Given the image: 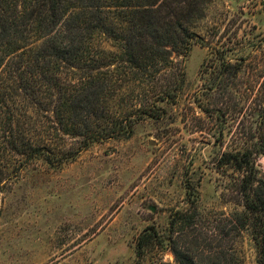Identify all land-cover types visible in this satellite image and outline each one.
Wrapping results in <instances>:
<instances>
[{"label":"trees","instance_id":"trees-1","mask_svg":"<svg viewBox=\"0 0 264 264\" xmlns=\"http://www.w3.org/2000/svg\"><path fill=\"white\" fill-rule=\"evenodd\" d=\"M201 3L0 0V137L4 134L10 144V158L0 162V175L21 170L36 156L48 162L69 160L93 139L129 138L138 117L161 119L166 111L159 103L179 102L186 81L185 57L203 40L189 27ZM96 31L118 40V50L96 48ZM211 57L210 84L202 95L206 104L198 107L219 123L221 140L227 128L236 127L242 136L217 154L215 169L221 197L244 210L224 214L218 230H207L196 191L188 183L190 206L172 214L168 235L156 226L143 230L136 238V264H145L151 251L159 255V264H166L160 254L166 239L180 264H241L230 245L247 228L264 254V174L257 165L264 153V79L260 93L247 87L249 94H238L243 64L232 62L220 49ZM75 68L82 75L73 72ZM116 94L128 95L117 104ZM7 100L14 101V108ZM27 101L41 108L36 126L30 125L34 116L26 111ZM3 107L8 111L2 119ZM245 114L247 128L240 127ZM64 135L77 142L58 151L56 143ZM185 226L191 230L184 231ZM177 227H182L178 234Z\"/></svg>","mask_w":264,"mask_h":264},{"label":"rangeland","instance_id":"rangeland-1","mask_svg":"<svg viewBox=\"0 0 264 264\" xmlns=\"http://www.w3.org/2000/svg\"><path fill=\"white\" fill-rule=\"evenodd\" d=\"M189 27L203 40L185 57L186 81L179 102L159 103L166 111L161 119L138 117L129 138L93 139L69 160L48 162L36 156L21 170L0 175V264H136V238L143 230L156 226L168 235L172 214L190 206L188 183L196 191L207 230H218L224 214L244 210L221 197L215 169L217 154L242 136L236 127L227 128L221 140L219 123L198 105L206 104L202 95L210 84L214 49L245 67L238 94H249L247 87L260 93L264 0H202ZM92 42L96 48L118 50V40L103 31H96ZM72 71L82 75L76 68ZM127 95L116 94L117 104ZM7 102L14 108V101ZM7 111L3 107L2 119ZM26 111L34 116L30 125L36 126L41 108L27 101ZM248 118L247 114L242 117L240 127H248ZM1 135L0 162L6 164L10 144ZM76 142L64 135L56 147L64 150ZM257 165L264 174V153ZM189 230L185 226L184 231ZM181 231L182 227L176 228V234ZM168 244L166 239V249L160 253L163 261L180 264ZM231 246L241 264H264L250 228L234 238ZM159 261V255L151 251L145 264Z\"/></svg>","mask_w":264,"mask_h":264}]
</instances>
